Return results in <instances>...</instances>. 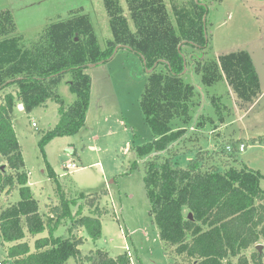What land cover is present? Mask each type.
<instances>
[{
    "label": "trees",
    "instance_id": "trees-1",
    "mask_svg": "<svg viewBox=\"0 0 264 264\" xmlns=\"http://www.w3.org/2000/svg\"><path fill=\"white\" fill-rule=\"evenodd\" d=\"M102 2L111 35L103 48L86 13L49 22L36 40L27 42L16 33L10 11L0 9V155L6 161L0 165V195L17 190L20 196L15 204L0 208V241L12 243L7 258L12 264H67L70 257L76 264H132L127 253L109 256L96 249L80 254L83 237L75 230L83 228L93 241L101 236L97 207L91 215L82 214L81 207L71 215L69 205L75 199H62L44 218L23 171L12 123L16 105L30 112L51 101L58 105L59 120L40 138L41 151L54 137L78 133L85 126L90 100L91 79L85 69L126 48L140 56L147 73L140 108L151 136L134 148L139 158L148 156L142 162L143 183L164 253L171 264H231L233 258L236 264H262L257 250L249 257L245 251L264 237V191L259 186L264 174L223 161L224 157L237 160L240 142H233L231 150L222 149L221 156L194 145V156L185 166L176 161L185 150L173 145L184 134L182 127L190 122L198 99L194 86L184 78L188 63L184 48L200 55L191 54L189 62L201 84L211 87L224 80L241 109H248L261 95L251 56L246 50L217 59L208 56L207 9L199 0L192 2L196 17L185 24L168 11L164 0ZM65 74L70 76L69 90L77 96L70 106L56 93ZM214 94L211 101L216 105L220 97ZM49 176L55 178L52 171ZM66 216L71 219L70 235L54 237ZM44 231L48 235L34 240V251L22 241L26 233L35 236Z\"/></svg>",
    "mask_w": 264,
    "mask_h": 264
},
{
    "label": "rangeland",
    "instance_id": "rangeland-1",
    "mask_svg": "<svg viewBox=\"0 0 264 264\" xmlns=\"http://www.w3.org/2000/svg\"><path fill=\"white\" fill-rule=\"evenodd\" d=\"M193 1L164 0L168 11H174L184 24L196 17ZM199 1L207 9L208 56L217 59L222 54L246 50L264 85V0ZM2 8L10 11L16 33L27 42L36 40L45 24L65 19L71 13L88 15L100 47L111 37L102 0H0ZM191 54L200 56L190 47L184 48L188 62L184 78L194 86L198 99L190 122L182 127L184 134L173 144L185 150L176 160L178 165L185 166L194 156V145H200L208 153L218 151L221 156L226 146L240 142L246 147L237 152V160L224 157L223 161L237 168L247 165L264 174V96L248 109H241L224 80L211 87L201 84L189 62ZM85 72L91 79L90 100L85 126L78 133L54 137L41 151L40 138L59 120L58 105L48 101L45 107L39 106L30 112L18 110L16 105L12 112L13 128L24 161L23 171L28 175V185L39 211L45 218L50 207L59 205L62 199H75L76 203L69 205L71 215L79 207L82 214L91 215L97 207L101 211V236L93 241L83 228L77 230L76 234L84 238L79 246L80 254L101 249L109 256L127 253L132 264H171L149 214L142 164L148 156L139 158L134 148L151 136L140 108L147 82L141 58L129 49L120 48L107 62L89 66ZM69 80L70 76L65 74L56 89L66 106L77 100L76 94L69 90ZM213 94L220 97L216 98L219 101L216 105L211 101ZM258 137L263 139L251 142ZM68 162H73L77 168L66 169ZM0 165H6L1 155ZM51 171L55 178L49 176ZM259 186L264 191V178L260 179ZM19 199L17 190L2 193L0 208L15 204ZM70 226V216L64 217L53 236L68 237ZM47 235V231L35 236L26 233L22 241L34 251V240ZM11 244L0 241L3 264H12L7 258ZM257 244L262 246L260 255L264 264V237L245 254L249 257ZM248 260L251 263L250 258ZM236 263L237 258L231 259V264ZM67 264L76 262L70 257Z\"/></svg>",
    "mask_w": 264,
    "mask_h": 264
},
{
    "label": "built area",
    "instance_id": "built-area-1",
    "mask_svg": "<svg viewBox=\"0 0 264 264\" xmlns=\"http://www.w3.org/2000/svg\"><path fill=\"white\" fill-rule=\"evenodd\" d=\"M32 125H33V126H36V124H35L34 122L32 123ZM245 147H246V146H245L244 143H239V144L237 145V149H238V151H243V150L245 149ZM226 150H231V145L226 146ZM65 168H66V169H69V170H74V169L77 168V165L74 164L73 162H68V163L65 164ZM0 264H3L2 261H0Z\"/></svg>",
    "mask_w": 264,
    "mask_h": 264
},
{
    "label": "crops",
    "instance_id": "crops-1",
    "mask_svg": "<svg viewBox=\"0 0 264 264\" xmlns=\"http://www.w3.org/2000/svg\"><path fill=\"white\" fill-rule=\"evenodd\" d=\"M253 61V60H252ZM254 63V62H253ZM254 66H255V63H254ZM255 69H256V71H257V68H256V66H255ZM257 74H258V78H259V84H260V89H261V95L259 96V98L257 99V100H259L262 96H264V85L262 84V82H261V77H260V75H259V73H258V71H257ZM256 100V101H257ZM17 109L18 110H23V106L21 105V104H18L17 106ZM24 111V110H23ZM194 153V152H193ZM187 154H189V152L187 153ZM180 157H182V156H180ZM43 237V236H42ZM39 238V237H38ZM84 239V238H83Z\"/></svg>",
    "mask_w": 264,
    "mask_h": 264
},
{
    "label": "water",
    "instance_id": "water-1",
    "mask_svg": "<svg viewBox=\"0 0 264 264\" xmlns=\"http://www.w3.org/2000/svg\"><path fill=\"white\" fill-rule=\"evenodd\" d=\"M89 66H93V65L90 64ZM188 218L191 219V213L188 214ZM74 232H75V234L77 233L76 230H75ZM261 248H262V246H261L260 244H257V245L255 246V249L258 251L259 254H261Z\"/></svg>",
    "mask_w": 264,
    "mask_h": 264
}]
</instances>
